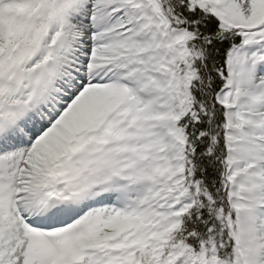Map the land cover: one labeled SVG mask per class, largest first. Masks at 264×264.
<instances>
[{
    "label": "snow or ice",
    "instance_id": "1",
    "mask_svg": "<svg viewBox=\"0 0 264 264\" xmlns=\"http://www.w3.org/2000/svg\"><path fill=\"white\" fill-rule=\"evenodd\" d=\"M0 264H264V0H0Z\"/></svg>",
    "mask_w": 264,
    "mask_h": 264
}]
</instances>
